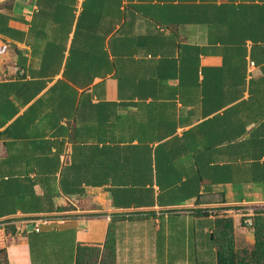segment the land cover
<instances>
[{
	"label": "crops",
	"instance_id": "crops-1",
	"mask_svg": "<svg viewBox=\"0 0 264 264\" xmlns=\"http://www.w3.org/2000/svg\"><path fill=\"white\" fill-rule=\"evenodd\" d=\"M227 206H264V0H0L8 264L113 218L115 264H216Z\"/></svg>",
	"mask_w": 264,
	"mask_h": 264
},
{
	"label": "trees",
	"instance_id": "trees-1",
	"mask_svg": "<svg viewBox=\"0 0 264 264\" xmlns=\"http://www.w3.org/2000/svg\"><path fill=\"white\" fill-rule=\"evenodd\" d=\"M240 208L255 210L249 227L252 230L253 241L247 248H237L236 245L234 214ZM217 210L211 232L216 264H264V206H227ZM198 214L206 215V212H198ZM115 221L114 218L111 220L103 244L77 245L74 264H115L116 238L113 228ZM4 239L5 235L0 231V264H8Z\"/></svg>",
	"mask_w": 264,
	"mask_h": 264
},
{
	"label": "rangeland",
	"instance_id": "rangeland-1",
	"mask_svg": "<svg viewBox=\"0 0 264 264\" xmlns=\"http://www.w3.org/2000/svg\"><path fill=\"white\" fill-rule=\"evenodd\" d=\"M85 208V205L83 203H71L68 204L64 211L70 212V211H76V210H82ZM255 210L251 208H240L236 212V221H237V228L239 230V233H237V248H247L249 247V243H247L244 239L245 235H249L252 233V230L249 228L250 224L252 222V216L254 214ZM244 219H246L244 221ZM24 221V220H23ZM244 221V223H243ZM24 222H20V220H5L0 222V231L5 235L6 238L15 236V234L18 232V228L25 225ZM238 232V231H237Z\"/></svg>",
	"mask_w": 264,
	"mask_h": 264
},
{
	"label": "built area",
	"instance_id": "built-area-1",
	"mask_svg": "<svg viewBox=\"0 0 264 264\" xmlns=\"http://www.w3.org/2000/svg\"><path fill=\"white\" fill-rule=\"evenodd\" d=\"M36 231H38L39 229L38 228H35Z\"/></svg>",
	"mask_w": 264,
	"mask_h": 264
}]
</instances>
